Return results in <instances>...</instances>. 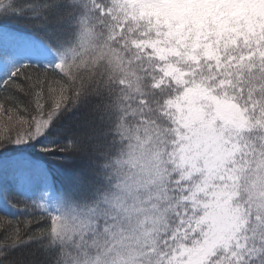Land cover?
<instances>
[{
	"label": "snow or ice",
	"instance_id": "6c2138e0",
	"mask_svg": "<svg viewBox=\"0 0 264 264\" xmlns=\"http://www.w3.org/2000/svg\"><path fill=\"white\" fill-rule=\"evenodd\" d=\"M0 264H264V0H0Z\"/></svg>",
	"mask_w": 264,
	"mask_h": 264
}]
</instances>
